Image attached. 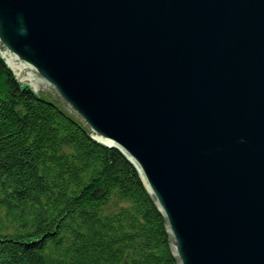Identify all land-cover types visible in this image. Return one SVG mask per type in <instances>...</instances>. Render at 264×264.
Wrapping results in <instances>:
<instances>
[{"label":"water","instance_id":"95a60500","mask_svg":"<svg viewBox=\"0 0 264 264\" xmlns=\"http://www.w3.org/2000/svg\"><path fill=\"white\" fill-rule=\"evenodd\" d=\"M0 57L134 166L176 264H264V0H0Z\"/></svg>","mask_w":264,"mask_h":264},{"label":"trees","instance_id":"16d2710c","mask_svg":"<svg viewBox=\"0 0 264 264\" xmlns=\"http://www.w3.org/2000/svg\"><path fill=\"white\" fill-rule=\"evenodd\" d=\"M0 264H176L134 166L1 57Z\"/></svg>","mask_w":264,"mask_h":264},{"label":"rangeland","instance_id":"374dc122","mask_svg":"<svg viewBox=\"0 0 264 264\" xmlns=\"http://www.w3.org/2000/svg\"><path fill=\"white\" fill-rule=\"evenodd\" d=\"M6 65V64H5ZM7 66V65H6ZM18 83H20V84H24V83H21V82H18ZM24 85H27V84H24ZM29 88H30V90L33 92V88H32V86H29V85H27ZM47 93H49V92H47ZM5 233V232H4Z\"/></svg>","mask_w":264,"mask_h":264},{"label":"clouds","instance_id":"9594fccd","mask_svg":"<svg viewBox=\"0 0 264 264\" xmlns=\"http://www.w3.org/2000/svg\"><path fill=\"white\" fill-rule=\"evenodd\" d=\"M26 30L25 29H21V33L23 34Z\"/></svg>","mask_w":264,"mask_h":264},{"label":"bare ground","instance_id":"6f19581e","mask_svg":"<svg viewBox=\"0 0 264 264\" xmlns=\"http://www.w3.org/2000/svg\"><path fill=\"white\" fill-rule=\"evenodd\" d=\"M4 59V58H3ZM7 63V62H6ZM28 85V84H27ZM29 86H31V85H29ZM33 87V86H32Z\"/></svg>","mask_w":264,"mask_h":264}]
</instances>
